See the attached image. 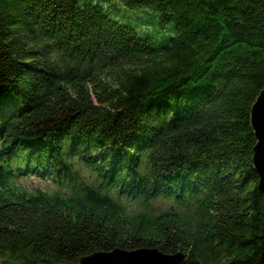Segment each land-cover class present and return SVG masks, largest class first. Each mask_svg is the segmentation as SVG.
I'll return each instance as SVG.
<instances>
[{
    "label": "trees",
    "instance_id": "16d2710c",
    "mask_svg": "<svg viewBox=\"0 0 264 264\" xmlns=\"http://www.w3.org/2000/svg\"><path fill=\"white\" fill-rule=\"evenodd\" d=\"M263 88L264 0H0V264H264Z\"/></svg>",
    "mask_w": 264,
    "mask_h": 264
},
{
    "label": "water",
    "instance_id": "95a60500",
    "mask_svg": "<svg viewBox=\"0 0 264 264\" xmlns=\"http://www.w3.org/2000/svg\"><path fill=\"white\" fill-rule=\"evenodd\" d=\"M251 125L256 134L253 164L259 175L258 189L264 194V88L259 92L251 107ZM105 259L106 264H180L185 255L182 253L166 254L157 248H139L125 251L116 248L108 252H95L80 258L79 264H86L90 258ZM100 263V262H99Z\"/></svg>",
    "mask_w": 264,
    "mask_h": 264
},
{
    "label": "rangeland",
    "instance_id": "374dc122",
    "mask_svg": "<svg viewBox=\"0 0 264 264\" xmlns=\"http://www.w3.org/2000/svg\"><path fill=\"white\" fill-rule=\"evenodd\" d=\"M114 1V0H113ZM121 5L120 2L117 3V6ZM122 8L126 10V8L122 5ZM126 17L131 20L133 24H135L138 27H141L142 25H149L154 29L152 30V33L154 36H159L160 32L156 29V23L154 22V16L152 14H149V12L142 7L140 10H130L129 12H126ZM78 168L81 169L82 173L85 175L89 174V171L87 168H85L82 164L77 163L76 165ZM23 180L24 186L28 188H34L36 186H47L52 183V178H49V182H46L45 179L38 177V176H27L26 178L21 179ZM125 203L128 206L129 211L131 212H136L138 210L143 209V206L141 205L140 200H134V199H125ZM172 200L169 199H164V198H159L155 201L152 202V210H162V209H167L169 206H171ZM185 259V258H184ZM182 260V262L184 261ZM103 260L110 261L108 257H105V259H99L98 257L96 258H90L87 260L86 264H106L105 262L102 263ZM100 262V263H99ZM111 262V261H110Z\"/></svg>",
    "mask_w": 264,
    "mask_h": 264
}]
</instances>
